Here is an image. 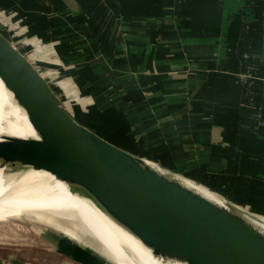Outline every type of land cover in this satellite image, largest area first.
<instances>
[{
  "label": "crops",
  "instance_id": "0c3cea01",
  "mask_svg": "<svg viewBox=\"0 0 264 264\" xmlns=\"http://www.w3.org/2000/svg\"><path fill=\"white\" fill-rule=\"evenodd\" d=\"M75 1L43 0L75 113L264 217V0Z\"/></svg>",
  "mask_w": 264,
  "mask_h": 264
},
{
  "label": "water",
  "instance_id": "95a60500",
  "mask_svg": "<svg viewBox=\"0 0 264 264\" xmlns=\"http://www.w3.org/2000/svg\"><path fill=\"white\" fill-rule=\"evenodd\" d=\"M65 1L77 9L75 0ZM11 36L18 39L0 15V77L37 137L0 139V164L46 169L78 186L156 256L188 264H264V232L256 225L264 224L263 216L99 134Z\"/></svg>",
  "mask_w": 264,
  "mask_h": 264
},
{
  "label": "bare ground",
  "instance_id": "6f19581e",
  "mask_svg": "<svg viewBox=\"0 0 264 264\" xmlns=\"http://www.w3.org/2000/svg\"><path fill=\"white\" fill-rule=\"evenodd\" d=\"M5 136L37 137V132L24 107L0 77V139ZM183 181L197 192L223 204L220 198L206 189ZM19 219L43 223L62 231L81 245H73L77 253H90L87 256L92 261L97 257L107 264H188L154 255L88 193L51 171L32 166L12 169L0 164V224ZM256 225L264 232L263 223Z\"/></svg>",
  "mask_w": 264,
  "mask_h": 264
},
{
  "label": "rangeland",
  "instance_id": "374dc122",
  "mask_svg": "<svg viewBox=\"0 0 264 264\" xmlns=\"http://www.w3.org/2000/svg\"><path fill=\"white\" fill-rule=\"evenodd\" d=\"M0 1L3 2V0ZM1 5L3 4H0V15L6 17L11 31L18 37L17 39L11 36L16 44L26 48V53L40 64L43 72L48 75L56 87H58V83H61L76 97L80 96L82 92L79 90L77 81L65 74L64 71L62 72L61 66L65 67L66 71H71L73 68L57 59L59 56L55 46L58 42L53 40L52 35L50 36L51 32H62L60 27L52 25L51 20H47L56 16L58 12L56 7L51 8L43 0H15L5 6L8 9L2 8ZM54 23L56 24V22ZM73 24L75 25V23ZM61 37L58 36L56 40ZM75 42L72 40L71 45H75ZM66 101L70 102L69 99ZM195 180L191 179V182L194 183ZM11 222L8 220L4 224H0L1 262L17 259L28 264H107L97 257H94L95 259L92 261L87 256L90 253L83 255L77 253L73 245H81L58 229L27 219ZM60 240V248L56 249ZM83 249L86 250V247Z\"/></svg>",
  "mask_w": 264,
  "mask_h": 264
}]
</instances>
